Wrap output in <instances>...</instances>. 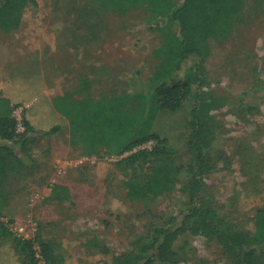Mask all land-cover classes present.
<instances>
[{
  "label": "rangeland",
  "instance_id": "obj_1",
  "mask_svg": "<svg viewBox=\"0 0 264 264\" xmlns=\"http://www.w3.org/2000/svg\"><path fill=\"white\" fill-rule=\"evenodd\" d=\"M34 1L19 30L0 34L4 96L10 93L13 71L21 62L48 83L41 92L43 99L75 92L85 80L95 98L137 92L150 84L162 35L151 29L147 13L121 17L106 11L99 0ZM182 1L174 0L177 5ZM261 3L258 11L253 7L245 11L244 22L231 37L211 45L206 63L209 82L203 90L211 105L206 115L217 135L216 150L230 163H219L205 178L202 198L220 209L226 223L250 232L255 231L256 211L264 205V192L247 194L248 177L243 171L244 164L253 169L264 165V0ZM174 31H179L177 25ZM37 102L25 103L15 117L32 105L37 108ZM194 106L191 96L180 111L161 112L155 122V131L168 139L180 163L190 160L188 122ZM250 106L259 110L249 113ZM81 141L74 146L67 127L53 137L34 138L30 155L35 172L11 176L10 202L2 220L19 237L34 239L41 232L60 242L65 264H111L113 256L126 251L142 232L146 217L141 206L126 198L115 169L123 158L101 157ZM154 145L152 141L140 149L151 150ZM259 181L264 182V174ZM56 185L69 189L70 201L48 200ZM181 196L177 189L158 207L179 210ZM177 247L182 254L179 264H231L215 241L185 237Z\"/></svg>",
  "mask_w": 264,
  "mask_h": 264
},
{
  "label": "trees",
  "instance_id": "obj_2",
  "mask_svg": "<svg viewBox=\"0 0 264 264\" xmlns=\"http://www.w3.org/2000/svg\"><path fill=\"white\" fill-rule=\"evenodd\" d=\"M99 1L106 11L121 17L138 11L148 14L149 26L162 35V44L154 52L156 70L150 84L137 92L95 98L85 80L75 92L43 99L41 92L48 83L25 62L16 66L8 96L0 89V264H65L60 242L41 232L34 239L19 237L2 220L10 202L11 176L35 172L31 141L37 136L53 137L65 127L74 146L82 140L101 157L123 158L115 169L126 198L143 208L146 222L142 232L126 251L113 256L111 264H179L182 254L177 244L185 237L215 241L231 264H264V205L256 211L255 231L250 232L226 223L220 209L202 198L205 178L219 163H230L216 150L217 135L206 115L211 105L203 90L209 82L206 63L211 45L231 37L244 22L245 11L249 7L259 10L263 0H183L180 5L174 0ZM31 4L36 3L0 0V34L19 30ZM191 96L195 106L188 122L190 160L180 163L168 139L155 131V122L161 112L180 111ZM34 99L39 105L23 110L24 132L19 133L14 113ZM255 110L259 106L247 108L249 113ZM55 118L59 122L51 123ZM152 141L151 150L140 149ZM245 165L247 194L264 192V182L259 181L264 165L254 169ZM177 189L182 195L181 208L161 210L160 203L174 196ZM48 200L64 204L71 200L70 191L56 185Z\"/></svg>",
  "mask_w": 264,
  "mask_h": 264
},
{
  "label": "built area",
  "instance_id": "obj_3",
  "mask_svg": "<svg viewBox=\"0 0 264 264\" xmlns=\"http://www.w3.org/2000/svg\"><path fill=\"white\" fill-rule=\"evenodd\" d=\"M18 120V132L20 133H23L24 132V128H23V126H22V124H21V122H22V117H20V118H18L17 119Z\"/></svg>",
  "mask_w": 264,
  "mask_h": 264
}]
</instances>
